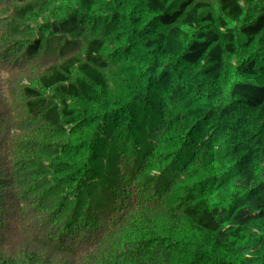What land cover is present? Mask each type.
<instances>
[{"label": "trees", "instance_id": "obj_1", "mask_svg": "<svg viewBox=\"0 0 264 264\" xmlns=\"http://www.w3.org/2000/svg\"><path fill=\"white\" fill-rule=\"evenodd\" d=\"M108 1L73 41L0 0V264H264V174L256 191L245 171L264 134L248 165L219 126L247 142L264 115V0ZM198 53L170 85L218 116L173 132L180 103L148 72Z\"/></svg>", "mask_w": 264, "mask_h": 264}, {"label": "rangeland", "instance_id": "obj_2", "mask_svg": "<svg viewBox=\"0 0 264 264\" xmlns=\"http://www.w3.org/2000/svg\"><path fill=\"white\" fill-rule=\"evenodd\" d=\"M29 5L33 8H37L44 13L51 12L53 15H56L59 24L65 25L68 29H71V35L73 41H78L82 36H90L92 27L85 22H88V19L94 18H109L111 19L113 16V9L108 0H25ZM7 6H10V1H6ZM26 8V7H23ZM11 11V9H9ZM159 14H156L154 19L150 21L148 24L142 27L132 38H129L130 43L133 44L134 48L140 46L142 42H144L155 30L157 18ZM93 35V34H92ZM58 44H62V40L56 41ZM56 43H53L54 46ZM62 50V49H61ZM63 51V50H62ZM203 57L202 53H198L193 55L190 58L182 59L178 61L175 65L166 66L165 68H157L154 70H150L148 74L155 80L161 82L167 89L170 96L177 98L180 103L176 113L173 114L174 119L172 120V124L170 129L174 132L176 129V125L178 120L185 118L198 119L199 124L202 125L204 118L210 117L216 118L218 114L206 113L203 108L204 106L209 105V101H204V97L198 99V101L191 102L187 100V98L181 94L178 90H175L170 85L171 76L175 73L186 74L189 72L194 63L200 61ZM0 72H4L0 69ZM10 75V72H8ZM24 74L13 75L15 80L20 81L21 77ZM251 109H259L261 105H264V102L256 97L248 102ZM5 102L0 103V108H5ZM234 108V107H233ZM198 122V121H197ZM251 123V127L247 130L243 131V136L247 142H242L241 139H237L232 136V130H236L233 126V123H230L227 120H222L220 122L221 130L228 135H230L234 141V146L238 153L244 156V160L250 164L256 158V154L258 149L263 146V137L264 134V115L257 116ZM209 128H214L213 125H209ZM5 147H3L4 149ZM2 149V150H3ZM246 176L248 179L249 186L253 190L259 189V181L263 179L264 170H254L251 166H246L245 168ZM11 194V191L4 192L0 195V202L2 201V197Z\"/></svg>", "mask_w": 264, "mask_h": 264}]
</instances>
